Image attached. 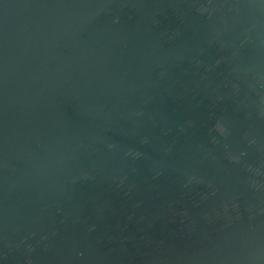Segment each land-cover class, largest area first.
Segmentation results:
<instances>
[{
	"label": "water",
	"instance_id": "1",
	"mask_svg": "<svg viewBox=\"0 0 264 264\" xmlns=\"http://www.w3.org/2000/svg\"><path fill=\"white\" fill-rule=\"evenodd\" d=\"M0 264H264V0H0Z\"/></svg>",
	"mask_w": 264,
	"mask_h": 264
}]
</instances>
